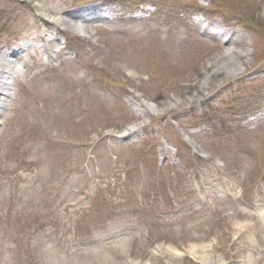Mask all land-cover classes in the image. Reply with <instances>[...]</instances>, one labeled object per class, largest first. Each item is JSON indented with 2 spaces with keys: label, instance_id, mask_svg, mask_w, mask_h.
<instances>
[{
  "label": "rangeland",
  "instance_id": "374dc122",
  "mask_svg": "<svg viewBox=\"0 0 264 264\" xmlns=\"http://www.w3.org/2000/svg\"><path fill=\"white\" fill-rule=\"evenodd\" d=\"M15 52L0 264H264V0H0Z\"/></svg>",
  "mask_w": 264,
  "mask_h": 264
},
{
  "label": "bare ground",
  "instance_id": "6f19581e",
  "mask_svg": "<svg viewBox=\"0 0 264 264\" xmlns=\"http://www.w3.org/2000/svg\"><path fill=\"white\" fill-rule=\"evenodd\" d=\"M19 54H20L19 52H17V54L12 55V56L9 55V54L8 55L2 54L1 57H0V96L3 97V98L5 96H7V94L9 95V92L11 90L10 88L6 87L7 81L4 80V79L7 78L6 75H9V76L12 75L11 73L9 74V71L7 70V67H11V65H12L11 64L12 61H10L9 59L11 57H13V56H14L13 58H16ZM1 89H2V91H1ZM3 89H4V91H3ZM0 100H2L1 103H0V110H1L2 108H4V105H3L4 99L0 98ZM5 101H7V100H5ZM191 249L193 250L194 247L191 248ZM173 251H175V250H173ZM193 252H196L195 249H194ZM199 259L202 260V258H200V257H199Z\"/></svg>",
  "mask_w": 264,
  "mask_h": 264
}]
</instances>
